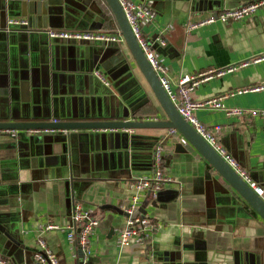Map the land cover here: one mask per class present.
<instances>
[{"label":"crops","instance_id":"obj_1","mask_svg":"<svg viewBox=\"0 0 264 264\" xmlns=\"http://www.w3.org/2000/svg\"><path fill=\"white\" fill-rule=\"evenodd\" d=\"M28 1L0 0V121L168 119L126 42L52 39L45 29H64L59 21L8 31L10 17H28ZM102 1V12L88 8L85 19L80 11L69 16L67 29L117 32L118 22ZM249 1L153 0L157 17L144 34L163 58L173 87L182 75L264 54V8L186 33L188 22ZM158 35L166 45L155 41ZM123 56L130 70L119 71ZM96 69L110 77V85ZM112 69L118 70L115 76ZM263 84L264 61L202 82L192 97L203 101ZM225 103L263 108L264 89L230 96ZM195 115L264 188V117L204 107ZM171 129L0 131V255L15 264H39L34 251L42 236L57 264H264V220ZM160 143L164 172L174 182L156 196L146 191L139 208L160 226L149 243L118 247L117 229L127 218L123 207L136 192L130 183L153 173ZM77 202L100 220L89 253L65 231L42 229L70 223Z\"/></svg>","mask_w":264,"mask_h":264},{"label":"built area","instance_id":"obj_2","mask_svg":"<svg viewBox=\"0 0 264 264\" xmlns=\"http://www.w3.org/2000/svg\"><path fill=\"white\" fill-rule=\"evenodd\" d=\"M126 17L131 25L132 31L138 40L141 48L146 54L151 66L158 74L160 81L170 96L171 100L177 105L179 113L186 118L196 130L244 177L245 180L254 188L255 192L264 198V188L259 183L253 180L249 174L239 167L237 161L230 153L222 146L219 139L213 131L195 115V110L201 107L208 109L224 110L231 116H261L264 117V107L250 109L246 107H229L225 103V99L236 94H241L250 90L264 89L263 85L240 88L230 90L219 95L210 97L203 101L194 100L192 94L202 82L209 81L212 78L223 76L227 73H232L241 67L248 66L252 63L264 61V54L252 57L247 60H242L238 63L231 64L226 67H209L200 70L197 73L182 75L173 87L170 78L168 77V69L162 57L152 48V42L145 37L144 28L154 22L157 17V11L153 7V0L136 1V0H119ZM261 8H264V0H252L234 8L222 9L218 12H211L208 16L199 21H190L186 25V33L190 34L197 28L206 24H212L216 21L224 23L230 21H239L246 17L255 15ZM30 23L29 17H10L8 19L7 30L10 31L13 27L21 28L28 26ZM48 35L52 39H62L66 41H102L105 43L122 41L125 43V38L119 29L117 32H108L102 30H79V29H55L46 28ZM159 44L166 45V39L158 35L155 39ZM94 74L100 78L106 85L111 84L110 77L96 69ZM56 121V120H55ZM52 130H35V131H55ZM172 132L179 133L177 129L172 128ZM17 133L16 130L12 131ZM182 139L188 140L182 136ZM164 145L158 144L153 154V173L148 177H141L131 181L130 185L135 189V194L130 202L123 207L126 212V223L123 227L117 229V245L123 247L131 243L147 244L149 243L156 230L160 226L149 214H143L139 211L141 206L142 195L146 192H152L155 196L159 191L163 190L168 185L174 182V178L165 173L163 169ZM100 224V220L96 218L90 210L85 209L80 203H76L73 207L71 222L63 226L55 223H48L42 226L44 231L47 230H63L67 233L68 240L71 243L78 242L86 253H89L90 236L94 233L96 227ZM35 260L39 264H57V259L48 246L44 237L40 236L37 239V250L34 254ZM0 264H15L6 256L0 255ZM155 264V263H150Z\"/></svg>","mask_w":264,"mask_h":264},{"label":"water","instance_id":"obj_3","mask_svg":"<svg viewBox=\"0 0 264 264\" xmlns=\"http://www.w3.org/2000/svg\"><path fill=\"white\" fill-rule=\"evenodd\" d=\"M113 13L118 25L124 35L130 55L135 59L144 77L149 83L155 97L162 109L168 116L166 120H74V121H0L2 130H75V129H132V128H175L191 143L197 151L252 207V209L264 220V198L258 195L247 180L196 130V128L184 118L178 111L176 104L164 89L160 78L146 58V54L138 43L131 25L126 17L125 11L119 0H103ZM101 8L98 0H29L28 17L30 23L23 29H34L35 27H53L55 22H60L63 28H70L68 18L75 15L77 11H86ZM80 18V17H79ZM69 42V41H68ZM76 42L75 40L71 41ZM125 62L120 70L131 69V64L123 56ZM108 71V70H107ZM116 69L109 70L116 75ZM37 250V249H36ZM34 251V254L36 252ZM35 259V258H34Z\"/></svg>","mask_w":264,"mask_h":264}]
</instances>
